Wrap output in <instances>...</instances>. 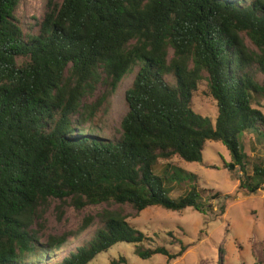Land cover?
I'll return each instance as SVG.
<instances>
[{
	"label": "trees",
	"instance_id": "16d2710c",
	"mask_svg": "<svg viewBox=\"0 0 264 264\" xmlns=\"http://www.w3.org/2000/svg\"><path fill=\"white\" fill-rule=\"evenodd\" d=\"M19 3L0 0V264H88L123 242L143 259L182 256V242L175 253L144 248L151 239L123 207L203 211L195 174L174 198L184 171L155 168L175 156L201 161L209 141L230 151L224 165L239 167L240 188L264 185V154L250 174L241 142L252 129L264 137V0H62L37 34L17 18ZM130 73L120 135L86 131L100 106L86 100ZM203 79L215 122L193 107ZM51 200L108 207L90 237L64 250L68 234L41 242L34 228Z\"/></svg>",
	"mask_w": 264,
	"mask_h": 264
},
{
	"label": "rangeland",
	"instance_id": "374dc122",
	"mask_svg": "<svg viewBox=\"0 0 264 264\" xmlns=\"http://www.w3.org/2000/svg\"><path fill=\"white\" fill-rule=\"evenodd\" d=\"M61 1L20 0L16 16L26 32L37 34L49 5ZM133 78L134 73L125 76L115 91L108 85H102L86 100L87 104L100 105L93 118L85 123L86 131H96L108 137L120 135L121 121L127 111L125 91ZM207 92V81L203 79L194 93L193 107L196 112L215 122L217 104ZM260 102L259 108L264 113V97ZM241 142L249 155L251 165L248 171L252 174V163L264 154L263 134L252 129L242 134ZM231 159L232 155L224 143L209 141L201 161L189 162L175 156L169 161L161 160L156 166L158 175L163 174L168 163L171 171H184L180 179L172 184L170 196L174 198L189 190V182L183 180L186 173L195 174L193 183L197 184L205 202L203 211L187 207L180 212L150 206L136 212L129 206L123 207L124 213L128 214L127 220L151 239L143 243L144 248L166 246L170 252L175 253L180 250L182 242L187 245L182 256L169 260L167 255L156 254L152 258L143 259L136 253L134 244L123 242L100 253L88 264H264V185L256 192L240 188L239 167L230 171L224 165ZM217 192L219 195L213 197ZM106 207L88 205L77 209L69 203L51 200L41 212L42 216L34 228L41 242L68 234L69 241L64 247L66 250L91 236L101 225L98 214ZM90 216L93 221L86 230L80 232ZM122 257L126 258V263L119 262Z\"/></svg>",
	"mask_w": 264,
	"mask_h": 264
}]
</instances>
